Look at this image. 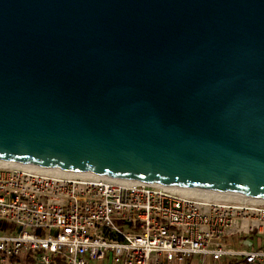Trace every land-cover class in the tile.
<instances>
[{"label":"water","instance_id":"obj_1","mask_svg":"<svg viewBox=\"0 0 264 264\" xmlns=\"http://www.w3.org/2000/svg\"><path fill=\"white\" fill-rule=\"evenodd\" d=\"M0 161L264 201V0H0Z\"/></svg>","mask_w":264,"mask_h":264},{"label":"built area","instance_id":"obj_2","mask_svg":"<svg viewBox=\"0 0 264 264\" xmlns=\"http://www.w3.org/2000/svg\"><path fill=\"white\" fill-rule=\"evenodd\" d=\"M226 197L0 164V264H264V202Z\"/></svg>","mask_w":264,"mask_h":264},{"label":"rangeland","instance_id":"obj_3","mask_svg":"<svg viewBox=\"0 0 264 264\" xmlns=\"http://www.w3.org/2000/svg\"><path fill=\"white\" fill-rule=\"evenodd\" d=\"M226 198H229V199H238L239 198V196H234V197H226ZM264 202V201H263ZM255 236V238L256 239H263L264 238V235L263 236H260V237H258V236H256V235H254ZM254 236L252 235V236H250L249 238H248V242L249 243H253L254 242ZM248 243V244H249ZM189 259H191V258H189ZM228 260H224V261H212V260H209V259H206L205 260V263L204 264H224V263H226ZM179 264H198V262H197V259H192V261L191 262H189V261H184V262H182V263H179Z\"/></svg>","mask_w":264,"mask_h":264},{"label":"bare ground","instance_id":"obj_4","mask_svg":"<svg viewBox=\"0 0 264 264\" xmlns=\"http://www.w3.org/2000/svg\"><path fill=\"white\" fill-rule=\"evenodd\" d=\"M0 164H9V163L0 161ZM63 173L72 174V175L85 174V173H81V172H67V171H65V172L63 171ZM166 186H168V185H166ZM169 187H171V186H169ZM183 190H185V191H192V189H183ZM193 191H203V190H193ZM205 191L207 193L211 194V195H219V194H221V193L214 192V191H208V190H205ZM231 196L234 197L235 195L234 196L231 195ZM239 197H245V196H239ZM261 201H263V200H261Z\"/></svg>","mask_w":264,"mask_h":264},{"label":"trees","instance_id":"obj_5","mask_svg":"<svg viewBox=\"0 0 264 264\" xmlns=\"http://www.w3.org/2000/svg\"><path fill=\"white\" fill-rule=\"evenodd\" d=\"M186 261H189V262H191L192 261V259H188V260H186ZM221 261H224V260H221ZM239 261H237V260H228L226 263H224V264H237Z\"/></svg>","mask_w":264,"mask_h":264}]
</instances>
